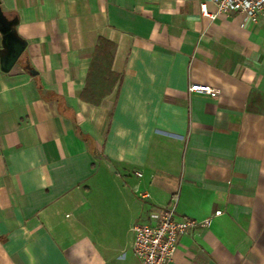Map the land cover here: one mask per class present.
<instances>
[{
	"label": "crops",
	"instance_id": "0c3cea01",
	"mask_svg": "<svg viewBox=\"0 0 264 264\" xmlns=\"http://www.w3.org/2000/svg\"><path fill=\"white\" fill-rule=\"evenodd\" d=\"M203 4L0 0L26 43L23 73L0 68V264H141L131 228L175 194L212 224L170 264H264V22ZM100 38L120 80L95 106Z\"/></svg>",
	"mask_w": 264,
	"mask_h": 264
},
{
	"label": "built area",
	"instance_id": "2783aa9c",
	"mask_svg": "<svg viewBox=\"0 0 264 264\" xmlns=\"http://www.w3.org/2000/svg\"><path fill=\"white\" fill-rule=\"evenodd\" d=\"M217 8L216 14H210L206 4L201 6L204 16L216 19L219 14L238 13L246 23L264 22V0H210ZM190 92L215 95L209 86L191 85ZM179 195L175 194L170 203L154 212L148 221H138L132 228V250L141 264H170L174 259L180 239L197 231L206 230L212 224V218L201 221L179 218L177 206ZM222 211H216L220 216Z\"/></svg>",
	"mask_w": 264,
	"mask_h": 264
},
{
	"label": "trees",
	"instance_id": "16d2710c",
	"mask_svg": "<svg viewBox=\"0 0 264 264\" xmlns=\"http://www.w3.org/2000/svg\"><path fill=\"white\" fill-rule=\"evenodd\" d=\"M14 34L20 38L14 28ZM21 39V38H20ZM22 40V39H21ZM114 43L104 38H100L96 46L90 63L86 87L81 94V100L95 106H99L102 100L110 95L117 86L120 75L113 71V54ZM38 88L43 89L41 82L38 80ZM75 125L76 134L82 138L79 132L75 117H72Z\"/></svg>",
	"mask_w": 264,
	"mask_h": 264
},
{
	"label": "water",
	"instance_id": "95a60500",
	"mask_svg": "<svg viewBox=\"0 0 264 264\" xmlns=\"http://www.w3.org/2000/svg\"><path fill=\"white\" fill-rule=\"evenodd\" d=\"M0 16H3L1 8H0ZM0 32L4 37V45L6 47V53L4 56H2L0 62V68L2 72L23 73L24 70L18 65V61L26 49V43L14 34L13 28L0 29ZM31 73L36 74V72L34 71H31ZM102 159L105 160L106 164L109 166L111 171L115 173L117 172L114 165L107 157L102 156Z\"/></svg>",
	"mask_w": 264,
	"mask_h": 264
},
{
	"label": "flooded vegetation",
	"instance_id": "af4514ba",
	"mask_svg": "<svg viewBox=\"0 0 264 264\" xmlns=\"http://www.w3.org/2000/svg\"><path fill=\"white\" fill-rule=\"evenodd\" d=\"M12 25L13 23L9 21L4 15L0 16V29L13 28Z\"/></svg>",
	"mask_w": 264,
	"mask_h": 264
},
{
	"label": "rangeland",
	"instance_id": "374dc122",
	"mask_svg": "<svg viewBox=\"0 0 264 264\" xmlns=\"http://www.w3.org/2000/svg\"><path fill=\"white\" fill-rule=\"evenodd\" d=\"M26 68L28 69L27 65H26Z\"/></svg>",
	"mask_w": 264,
	"mask_h": 264
}]
</instances>
